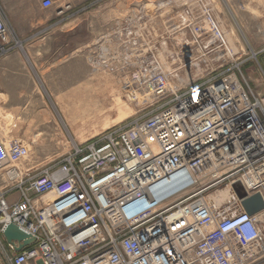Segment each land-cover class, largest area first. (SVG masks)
<instances>
[{
	"label": "built area",
	"instance_id": "obj_1",
	"mask_svg": "<svg viewBox=\"0 0 264 264\" xmlns=\"http://www.w3.org/2000/svg\"><path fill=\"white\" fill-rule=\"evenodd\" d=\"M182 16L172 67L153 54L122 83L127 95L142 93L143 117L38 173L18 166L31 145L0 130V239L10 224L34 238L20 251L23 242L6 245L9 264L264 261V210L244 207L264 201V91L203 0H188ZM129 23L121 37L135 47L141 18ZM17 44L0 10V56ZM223 189L224 203L210 199Z\"/></svg>",
	"mask_w": 264,
	"mask_h": 264
},
{
	"label": "rangeland",
	"instance_id": "obj_2",
	"mask_svg": "<svg viewBox=\"0 0 264 264\" xmlns=\"http://www.w3.org/2000/svg\"><path fill=\"white\" fill-rule=\"evenodd\" d=\"M52 1V7L44 9V0H0V10L13 32L21 28L40 30L36 28L39 17L48 19V24L54 28L59 19L65 18L67 29L71 31L57 35V40L71 41L73 47L79 48V54L83 51L81 55L87 56L90 71L86 80L80 73L76 77L71 74L68 82L57 80V87L68 83L72 88L87 92V96L57 98L44 94L37 74L31 71L34 81L29 84V96L23 97L19 106L25 112L27 127L24 129H21L22 120L16 121L5 112L0 98L1 131L8 139L31 145V155L18 164L23 173L46 170L76 145L98 140L107 132L143 117L147 113L139 105L143 99L130 106L122 99L120 89L124 78L137 67L135 64L149 62L153 54L168 69L172 62L168 54L175 53L178 45L183 43V37H180L183 32L175 27L182 20L188 0ZM203 1L233 38L232 46L237 48L239 62L249 59L242 69L244 75L251 79L254 88L263 92L264 0ZM55 11H62L58 19ZM138 18L142 23L141 39L134 47L123 42L121 35L129 27V21ZM86 46V51L80 49ZM15 52L21 54L28 67L30 62L39 65L43 58L39 48H22L20 43L9 53ZM112 93H116V98L110 105L107 100ZM123 110L127 111L124 113ZM257 264H264V261Z\"/></svg>",
	"mask_w": 264,
	"mask_h": 264
},
{
	"label": "crops",
	"instance_id": "obj_3",
	"mask_svg": "<svg viewBox=\"0 0 264 264\" xmlns=\"http://www.w3.org/2000/svg\"><path fill=\"white\" fill-rule=\"evenodd\" d=\"M61 12L55 11L57 19L61 17ZM48 22V19L39 17L37 20V26L39 27L36 28H40V30L35 31L33 28H21L15 31L22 48L33 49L36 47L42 51L43 58L40 59V64H37L38 66L31 62L29 63V67L26 66L24 58L18 52L0 56L1 104L5 112L14 116L16 121L19 119L22 120L21 129L26 128L27 125L25 112L20 110L19 106L22 104V98L29 96L30 90L28 87L31 81H34L31 71L37 74L35 76H38L37 78L41 82L40 86L47 96L57 98L59 96L88 95L85 91L83 92L72 88L68 83L57 87V80L68 82L71 79V74L76 77L80 73L81 77L84 78L83 80H86L88 72L90 71L87 56L81 55L83 51L79 54V48L73 47L71 41L57 40V35L63 36L70 33L71 30L69 31L67 29V20L65 18L59 19L55 28L49 25ZM101 32H104V28L101 29ZM80 49H85L86 51L87 46L81 47ZM51 54L54 57H51ZM55 102L57 104V101ZM20 137L26 140L24 135H20ZM7 244L8 242L5 238L0 239V264H9L6 258L8 250L7 252L4 251L6 250Z\"/></svg>",
	"mask_w": 264,
	"mask_h": 264
},
{
	"label": "water",
	"instance_id": "obj_4",
	"mask_svg": "<svg viewBox=\"0 0 264 264\" xmlns=\"http://www.w3.org/2000/svg\"><path fill=\"white\" fill-rule=\"evenodd\" d=\"M234 189L240 198L246 197V193L241 186V184L234 185ZM244 207L246 211L250 214H256L262 210H264V201L260 195H256L244 202ZM4 237L8 243H12L13 241L23 242L18 248L20 251L25 246L31 244L34 241V238L29 234L23 232L19 227L14 224H10L4 231Z\"/></svg>",
	"mask_w": 264,
	"mask_h": 264
},
{
	"label": "bare ground",
	"instance_id": "obj_5",
	"mask_svg": "<svg viewBox=\"0 0 264 264\" xmlns=\"http://www.w3.org/2000/svg\"><path fill=\"white\" fill-rule=\"evenodd\" d=\"M214 9V8H213ZM220 18V17H219ZM218 18V19H219ZM220 21H221V19H220ZM225 29V28H224ZM180 37H182V36H180ZM228 38H229V41H230V43L231 44H233V38L229 35L228 36ZM252 50V49H251ZM164 56V55H163ZM165 58V57H164ZM166 59V58H165ZM165 61V60H164ZM163 62V61H162ZM171 66V65H170ZM259 82V81H258ZM120 85V84H119ZM119 85H118V87H119ZM113 89H115V88H113ZM115 90H117V89H115ZM115 90H114V92H115ZM120 92H122L121 93V95H122V99L124 100V102L125 103H127V104H129V106L131 105V103L132 102H135L136 104L138 103V102H141V100L143 99V97H142V93H140V94H138L137 95V97L135 98L133 95H127L123 90H122V88L120 89ZM116 94V93H115ZM115 94H111V96L109 97L110 99H108L107 100V102H109V104L111 105L112 103H113V101H114V99L116 98L115 96ZM119 98V97H118ZM120 99V98H119ZM121 102V101H120ZM119 102V103H120ZM142 103V102H141ZM121 108V107H120ZM127 110H123V112L125 113ZM119 112V111H118ZM124 115V114H123ZM1 130V129H0ZM79 145H83V144H79ZM79 145H77V146H79ZM229 196H230V191H229V189H223V190H221L220 192H218V193H216V194H214V195H212V196H210V199L212 200V201H217L218 203H224L228 198H229Z\"/></svg>",
	"mask_w": 264,
	"mask_h": 264
}]
</instances>
